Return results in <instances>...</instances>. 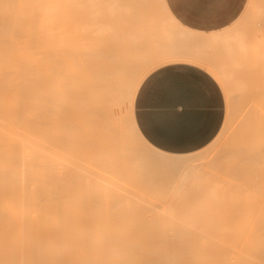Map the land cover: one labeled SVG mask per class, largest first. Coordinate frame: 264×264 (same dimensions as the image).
<instances>
[{
    "label": "bare ground",
    "instance_id": "bare-ground-1",
    "mask_svg": "<svg viewBox=\"0 0 264 264\" xmlns=\"http://www.w3.org/2000/svg\"><path fill=\"white\" fill-rule=\"evenodd\" d=\"M240 19L207 33L165 0H0V264H264V20ZM176 61L206 68L233 116L186 154L133 117Z\"/></svg>",
    "mask_w": 264,
    "mask_h": 264
},
{
    "label": "crops",
    "instance_id": "crops-1",
    "mask_svg": "<svg viewBox=\"0 0 264 264\" xmlns=\"http://www.w3.org/2000/svg\"><path fill=\"white\" fill-rule=\"evenodd\" d=\"M171 15L189 29L214 32L239 19L249 0H165ZM222 88L204 67L176 61L152 70L135 94L133 117L155 148L186 154L206 147L219 133ZM219 130V131H218Z\"/></svg>",
    "mask_w": 264,
    "mask_h": 264
},
{
    "label": "rangeland",
    "instance_id": "rangeland-1",
    "mask_svg": "<svg viewBox=\"0 0 264 264\" xmlns=\"http://www.w3.org/2000/svg\"><path fill=\"white\" fill-rule=\"evenodd\" d=\"M97 1V0H96ZM124 1H126V0H124ZM253 2L254 3V8H255V6L257 7V6H259V5H262L263 6V8H262V11H263V9H264V0H249V2ZM249 2H248V4H249ZM96 3V2H95ZM98 3H96V5H97ZM247 4V5H248ZM94 5V4H93ZM93 7V6H92ZM95 7H97V6H95ZM103 7V6H102ZM246 8H247V6H246ZM254 8L252 9V13L251 12H249L248 14H245V10H244V12H243V14H242V16L240 17L241 19H240V21L238 22V23H241L240 25L241 26H243V25H248V23L250 22L251 24H256V21L254 20V22H252V19L254 18V19H260L262 22H263V20H264V13H262V14H260V15H263L262 17L257 13V12H254ZM258 8V7H257ZM257 8H255V9H257ZM92 9V8H91ZM97 9V8H96ZM101 10H102V8H100ZM256 11V10H255ZM101 12H103V11H101ZM264 12V11H263ZM94 15H96V16H101L102 15V13H93ZM104 15H106L105 13H104ZM255 15V16H254ZM90 16H92V15H90ZM103 16V15H102ZM254 16V17H253ZM104 17V16H103ZM251 20V21H250ZM260 21V22H261ZM258 23V22H257ZM264 23V22H263ZM263 23H260L261 24V26H262V32L264 33V27H263ZM250 26V25H249ZM257 25H254V26H251V28L250 29H248L247 30V32L249 31V32H251V33H254V27H256ZM245 27V26H244ZM243 27V28H244ZM256 28H259L258 26L256 27ZM247 28H245V30H246ZM148 32H151V33H157V30L155 31V30H149ZM156 35V34H155ZM153 36V35H152ZM146 37L147 38H149V37H151V36H148V33H147V35H146ZM78 38L79 37H77V41L76 42H79V41H81V40H78ZM77 44V43H76ZM75 44V45H76ZM79 44V43H78ZM78 44H77V46H78ZM77 46H75V47H77ZM212 52V54H214V56H216L217 58H218V56H220L221 57V53L218 51V50H212L211 51ZM235 71L237 72V73H235ZM243 72H245V70L244 69H236V70H234V73H235V75L237 74H240L241 76L240 77H244V76H242V73ZM236 75V76H237ZM239 77V76H238ZM245 79L247 78V80H254V78L253 77H249V79H248V77H244ZM219 83V82H218ZM221 86V88H222V90L223 91H221V94H222V97H223V114H222V118H221V124H220V126H219V130L220 129H222V127L225 125V124H227V123H225L226 122V120H227V122H228V118L229 119H231L232 120V118H230L231 116H232V114H230L229 113V105H230V101H231V99L229 98V96H228V93H227V91L225 90V88L222 86V85H220ZM253 95V94H252ZM90 105V104H89ZM124 108V110H123V112H125L126 111V106H124L123 107ZM89 111L91 112V114H92V116L90 115V113H89ZM93 111H91V107H90V109L88 110V115H90L89 117H90V119L93 117V113H92ZM230 112H231V110H230ZM230 114V115H229ZM230 117H229V116ZM233 117V116H232ZM230 121V120H229ZM231 122V121H230ZM229 124V123H228ZM218 130V131H219ZM228 131H230V129L228 130ZM220 132V131H219ZM227 133V132H226ZM225 133V134H226ZM225 137V135L223 134L222 136H221V138H220V140H219V142L215 145V147L212 149V150H207L206 151V157H205V159H204V161L206 160V161H208L211 157H213L214 156V154H215V152L220 148L219 146L222 144V141H223V138ZM135 146H136V148H137V150L138 151H140L141 153H143V154H150V152H148L145 148H144V146L142 145V143H140L139 141H136L135 143ZM241 209H243V207L241 208V207H238V210L240 211ZM238 258H240V256L238 257Z\"/></svg>",
    "mask_w": 264,
    "mask_h": 264
},
{
    "label": "snow or ice",
    "instance_id": "snow-or-ice-1",
    "mask_svg": "<svg viewBox=\"0 0 264 264\" xmlns=\"http://www.w3.org/2000/svg\"><path fill=\"white\" fill-rule=\"evenodd\" d=\"M180 2V0H178V3Z\"/></svg>",
    "mask_w": 264,
    "mask_h": 264
}]
</instances>
